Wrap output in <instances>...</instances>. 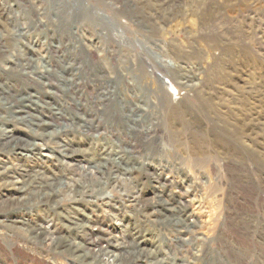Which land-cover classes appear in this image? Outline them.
I'll list each match as a JSON object with an SVG mask.
<instances>
[{
  "label": "rangeland",
  "instance_id": "1",
  "mask_svg": "<svg viewBox=\"0 0 264 264\" xmlns=\"http://www.w3.org/2000/svg\"><path fill=\"white\" fill-rule=\"evenodd\" d=\"M0 264H264V0H0Z\"/></svg>",
  "mask_w": 264,
  "mask_h": 264
},
{
  "label": "built area",
  "instance_id": "2",
  "mask_svg": "<svg viewBox=\"0 0 264 264\" xmlns=\"http://www.w3.org/2000/svg\"><path fill=\"white\" fill-rule=\"evenodd\" d=\"M120 212H121V210H119V212H117V211L114 212V214L116 215V217H115L116 219H117V217L122 216L121 218H119V220L122 221L123 219H125V215H124V213H123L122 215H120ZM122 212H123V211H122ZM120 224H121V223H120ZM120 224H117V226L121 227ZM114 230H115V232H116L117 235H118V234L121 232L122 229H121V228H119V229L116 228V229H115V227H114Z\"/></svg>",
  "mask_w": 264,
  "mask_h": 264
},
{
  "label": "bare ground",
  "instance_id": "3",
  "mask_svg": "<svg viewBox=\"0 0 264 264\" xmlns=\"http://www.w3.org/2000/svg\"><path fill=\"white\" fill-rule=\"evenodd\" d=\"M116 256V255H115Z\"/></svg>",
  "mask_w": 264,
  "mask_h": 264
}]
</instances>
